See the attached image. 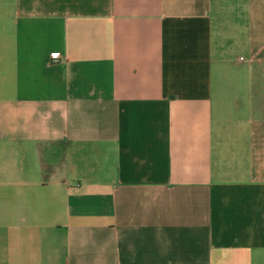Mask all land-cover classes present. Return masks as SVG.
I'll return each instance as SVG.
<instances>
[{
  "label": "crops",
  "instance_id": "obj_1",
  "mask_svg": "<svg viewBox=\"0 0 264 264\" xmlns=\"http://www.w3.org/2000/svg\"><path fill=\"white\" fill-rule=\"evenodd\" d=\"M0 264H264V0H0Z\"/></svg>",
  "mask_w": 264,
  "mask_h": 264
}]
</instances>
